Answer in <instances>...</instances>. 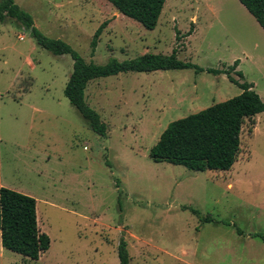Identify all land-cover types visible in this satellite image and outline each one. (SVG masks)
<instances>
[{
	"label": "rangeland",
	"instance_id": "obj_1",
	"mask_svg": "<svg viewBox=\"0 0 264 264\" xmlns=\"http://www.w3.org/2000/svg\"><path fill=\"white\" fill-rule=\"evenodd\" d=\"M36 28L103 65L146 52L203 68L241 60L264 102V30L238 0H166L153 30L106 0H15ZM107 21L94 54L90 41ZM178 39L175 30L181 35ZM67 54L40 47L13 19L0 23V185L36 200L50 238L38 259L4 249L0 264H264V113L241 131L227 171H192L149 157L168 123L238 95L225 74L193 69L125 72L96 78L87 104L106 123L92 131L64 95ZM232 76L239 81L235 74ZM188 207V208H184ZM200 217L210 215V222Z\"/></svg>",
	"mask_w": 264,
	"mask_h": 264
},
{
	"label": "trees",
	"instance_id": "obj_2",
	"mask_svg": "<svg viewBox=\"0 0 264 264\" xmlns=\"http://www.w3.org/2000/svg\"><path fill=\"white\" fill-rule=\"evenodd\" d=\"M117 11L141 24L147 30H153L166 0H106ZM254 17L264 30V0H238ZM13 19L32 35L36 43L54 55L67 54L73 60V69L64 88V95L77 110L93 132L106 135V123L99 113L85 100V89L93 79L114 76L125 72H152L157 70L193 69L194 73L207 72L213 75L225 74L228 80L236 84L241 92L227 100L217 102L195 113L168 123L157 142L150 148L149 157L156 162H168L202 172L205 170L227 171L231 169L241 151V131L246 121L250 123L249 132L255 124V115L264 113V102L247 82L241 70H237L239 59L232 65L221 68H203L188 61L179 60L177 51L180 45L172 49L171 54L146 52L135 58L120 61L109 58L103 64L86 62L68 43L60 38H49L41 33L32 16L15 3V0H0V23ZM107 21L95 30L90 41L93 55L103 28ZM187 34L175 30L176 42ZM235 74L242 79L234 78ZM36 200L27 194L0 186V240L4 249L28 258L38 259L50 247V238L37 222ZM188 208V207H184ZM201 221L210 222V215L200 217V212L191 209ZM264 242V235L253 234ZM120 264H130L127 243L121 237L117 246Z\"/></svg>",
	"mask_w": 264,
	"mask_h": 264
},
{
	"label": "crops",
	"instance_id": "obj_3",
	"mask_svg": "<svg viewBox=\"0 0 264 264\" xmlns=\"http://www.w3.org/2000/svg\"><path fill=\"white\" fill-rule=\"evenodd\" d=\"M243 7H244V6H243ZM241 63H242L241 60H239V64H238V66H237V68H236L237 70H240V68H241ZM251 83L253 84V89H254L256 92H258V90H256V85H255L253 82H251ZM259 94L262 95L261 92H259ZM261 97H262V96H261ZM259 114H260V113H259ZM0 186H2V185H0Z\"/></svg>",
	"mask_w": 264,
	"mask_h": 264
}]
</instances>
